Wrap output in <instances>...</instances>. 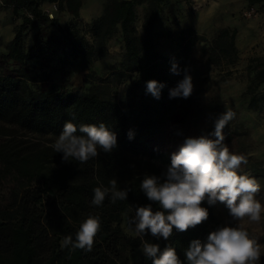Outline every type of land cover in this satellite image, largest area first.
Segmentation results:
<instances>
[{
	"label": "trees",
	"instance_id": "1",
	"mask_svg": "<svg viewBox=\"0 0 264 264\" xmlns=\"http://www.w3.org/2000/svg\"><path fill=\"white\" fill-rule=\"evenodd\" d=\"M246 1L264 6V0ZM2 2L19 21L0 53V61L11 70H0V264H152L140 250L145 242L158 244L161 251L171 244L187 264L184 253L190 242L206 241L220 226L215 205L205 201L208 220L186 232L173 229L169 240L150 232L143 238L130 234L125 222L134 227L129 224L134 206L152 203L140 190L144 174L160 176L165 170L157 162L164 151L148 139L161 132L176 110L185 112L183 106L191 99L169 98V90L183 79L185 68L189 71L196 46L216 67L235 65L240 59L237 29L222 27L207 39L190 25H169L161 45L156 23L171 0H109L90 23L88 38L78 21L83 0ZM54 2L59 7L51 17L44 4ZM140 5L146 7L143 33L137 27ZM58 12H67L70 20L63 24ZM36 22L40 27L28 42ZM117 32L124 55L105 76L97 74L96 62L108 55V40ZM168 46L175 52L163 49ZM173 63L180 75L172 73ZM73 66L90 71L83 87L63 80ZM247 72L248 103L259 109L264 105V54L249 57ZM232 74L226 68L224 77ZM149 80L165 84L159 99L146 94ZM121 85L122 94L111 92L112 86ZM66 121L77 126L105 123L117 134V147L111 153L101 150L86 163H63V153H56L53 145ZM113 179L117 190H130L127 199L113 204L109 193L101 206L92 205L93 189L110 187ZM153 210H159L155 203ZM89 214L101 220L92 251L62 247L66 236L75 239Z\"/></svg>",
	"mask_w": 264,
	"mask_h": 264
},
{
	"label": "clouds",
	"instance_id": "2",
	"mask_svg": "<svg viewBox=\"0 0 264 264\" xmlns=\"http://www.w3.org/2000/svg\"><path fill=\"white\" fill-rule=\"evenodd\" d=\"M171 71L180 75L181 70L173 63ZM183 71V79L169 90V98L191 96L192 76L187 68ZM164 87L161 82L149 80L146 94L159 99ZM235 116L233 110L226 108L215 118L214 131L185 138L179 150L171 154V162L160 176L145 173L140 182V190L152 203L134 206L129 224L134 225L136 235L141 238L150 232L156 239L169 240L173 229L186 232L201 225L209 218L208 209L202 206L205 201L210 206L219 202L228 209L229 222L210 232L206 241L194 239L190 242L184 253L187 264H260L264 254V246L240 226L245 218L259 223L264 204L257 199L261 191L257 178L238 174L241 165L247 164V158L231 152L224 144L223 130ZM128 138H133L131 130ZM116 147L117 134L103 122L77 126L66 121L53 145L56 153H63V163H86L98 157L101 150L111 153ZM109 183L110 187L93 189L92 205L101 206L109 193L113 204L127 199L129 189L117 190L115 179ZM153 203L159 210H153ZM100 230V217L89 214L80 224L75 239L68 235L61 246L90 252ZM140 250L152 264H182L171 244L161 251L158 244L145 242Z\"/></svg>",
	"mask_w": 264,
	"mask_h": 264
},
{
	"label": "rangeland",
	"instance_id": "3",
	"mask_svg": "<svg viewBox=\"0 0 264 264\" xmlns=\"http://www.w3.org/2000/svg\"><path fill=\"white\" fill-rule=\"evenodd\" d=\"M108 1L83 0L78 21L82 32L88 38H92L90 23L103 13ZM58 7L57 2L44 4V9L51 17L56 15ZM145 13L146 7L138 6L137 27L140 33L144 32ZM57 15L63 24L71 18L67 12H58ZM18 21L12 7L6 6L0 0V53L12 39ZM169 25H190L207 39H211L222 27L236 28L240 59L235 65L216 67L205 51L199 46L194 48L193 61L189 63V74L192 76L194 88L191 99L183 106L185 112L176 110L166 120L161 132L148 139L153 147L165 153L157 162L164 166L169 165L171 154L179 150L185 138L208 135L214 131L215 118L226 108L231 109L236 116L223 130L224 144L231 152L247 158V164L241 165L238 174L257 178L261 184L257 199L264 204V105L259 109L250 107L246 93L249 84V57L264 54V6H250L246 0H171L158 14L156 33L161 45ZM39 27V22H36L28 31V42L32 41ZM107 47L108 55L96 62L100 68L97 74L103 76L110 71V65L118 64L124 55V43L118 32L108 40ZM163 49L170 53L175 52L170 46ZM229 67L233 69V74L224 77L226 68ZM5 68L7 72L11 71L8 65L0 61V70ZM88 72L90 71L73 66L63 80L72 87H83ZM123 89L122 85L112 86L111 92L122 94ZM2 138L4 136L0 135V140ZM215 207L220 226L229 222L231 218L226 206L217 202ZM125 226L130 234H136L134 227L129 226L128 222H125ZM240 226L264 246V213L259 223L245 218ZM261 261H264V254Z\"/></svg>",
	"mask_w": 264,
	"mask_h": 264
}]
</instances>
